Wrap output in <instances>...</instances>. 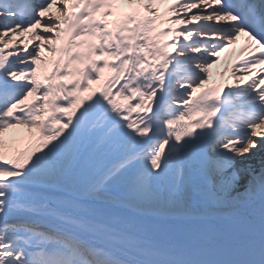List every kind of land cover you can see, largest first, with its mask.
Wrapping results in <instances>:
<instances>
[{"label": "snow or ice", "instance_id": "1", "mask_svg": "<svg viewBox=\"0 0 264 264\" xmlns=\"http://www.w3.org/2000/svg\"><path fill=\"white\" fill-rule=\"evenodd\" d=\"M163 3L0 0V264H264V0ZM238 184L258 223L193 224Z\"/></svg>", "mask_w": 264, "mask_h": 264}, {"label": "bare ground", "instance_id": "2", "mask_svg": "<svg viewBox=\"0 0 264 264\" xmlns=\"http://www.w3.org/2000/svg\"><path fill=\"white\" fill-rule=\"evenodd\" d=\"M258 158H260V160H261V157L259 156ZM257 157H254V158H250V163H251V165L253 166V167H255V165L257 164V159H258ZM260 169V167H258V170ZM242 177H244V176H242ZM246 180H244L242 183L244 184V182H245ZM246 184V183H245ZM244 184V185H245ZM240 185L241 184H238L237 185V189H239L240 188ZM233 193H235V192H233ZM232 193V194H233Z\"/></svg>", "mask_w": 264, "mask_h": 264}]
</instances>
